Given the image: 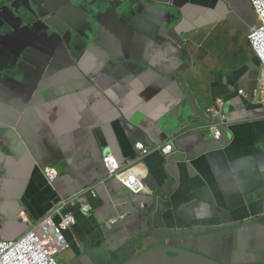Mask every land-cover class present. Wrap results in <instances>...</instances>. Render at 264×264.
<instances>
[{
	"label": "crops",
	"instance_id": "obj_1",
	"mask_svg": "<svg viewBox=\"0 0 264 264\" xmlns=\"http://www.w3.org/2000/svg\"><path fill=\"white\" fill-rule=\"evenodd\" d=\"M250 1L0 0V242L31 228L23 214L35 223L85 192L93 212L71 209L63 264H124L160 244L264 263ZM107 155L135 167L141 193L109 177Z\"/></svg>",
	"mask_w": 264,
	"mask_h": 264
},
{
	"label": "built area",
	"instance_id": "obj_2",
	"mask_svg": "<svg viewBox=\"0 0 264 264\" xmlns=\"http://www.w3.org/2000/svg\"><path fill=\"white\" fill-rule=\"evenodd\" d=\"M250 4L257 24L250 30L248 40L263 76L258 90L264 93V0H251ZM220 106L222 102L219 103L221 109ZM215 119L217 120L212 123L210 129L215 139L219 140L222 135V127L219 125L221 121L225 122L227 117L219 113L215 115ZM135 148L142 155L151 153L143 143H136ZM155 149L163 155H168L173 151L174 146L168 142L164 146L157 145ZM103 163L109 177L123 184L130 192L139 194L144 190L132 164L123 167L113 155L105 156ZM44 173L50 182L57 177L55 170L47 169ZM76 205H79L86 215L93 212L92 206L85 199V192H79L61 201L54 210L35 223H31L26 214H23V221L31 228L17 240L0 242V264H62V258L70 250L66 232L76 223L75 215L71 211Z\"/></svg>",
	"mask_w": 264,
	"mask_h": 264
},
{
	"label": "water",
	"instance_id": "obj_3",
	"mask_svg": "<svg viewBox=\"0 0 264 264\" xmlns=\"http://www.w3.org/2000/svg\"><path fill=\"white\" fill-rule=\"evenodd\" d=\"M211 124V123H210ZM63 264V262H61ZM124 264H223L192 250L165 245H157L152 250L143 252ZM237 264V263H232ZM264 264V263H257Z\"/></svg>",
	"mask_w": 264,
	"mask_h": 264
}]
</instances>
